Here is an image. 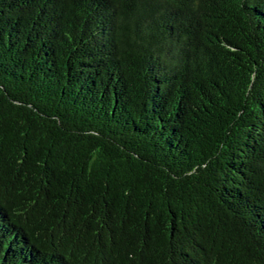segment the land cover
Masks as SVG:
<instances>
[{
	"label": "trees",
	"instance_id": "trees-1",
	"mask_svg": "<svg viewBox=\"0 0 264 264\" xmlns=\"http://www.w3.org/2000/svg\"><path fill=\"white\" fill-rule=\"evenodd\" d=\"M0 264H264V0H0Z\"/></svg>",
	"mask_w": 264,
	"mask_h": 264
}]
</instances>
